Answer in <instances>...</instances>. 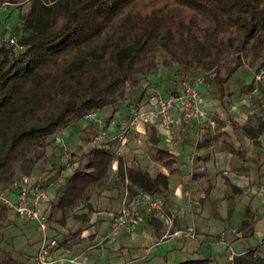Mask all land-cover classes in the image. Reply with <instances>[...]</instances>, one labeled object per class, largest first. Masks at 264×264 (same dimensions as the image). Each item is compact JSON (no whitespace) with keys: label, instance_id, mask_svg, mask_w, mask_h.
Listing matches in <instances>:
<instances>
[{"label":"trees","instance_id":"trees-1","mask_svg":"<svg viewBox=\"0 0 264 264\" xmlns=\"http://www.w3.org/2000/svg\"><path fill=\"white\" fill-rule=\"evenodd\" d=\"M7 1L20 7L12 32L21 47L0 45V191L13 189L20 177L37 172L46 176V182L61 178L65 165L56 158L69 151L56 143L60 131L93 111H102L108 122L123 111L126 101L131 105L144 96L146 82L157 77L161 66L171 70L173 78L204 74L205 94L228 109L235 82L255 87L237 72L259 69L264 62V0H0V6ZM110 107L113 110L107 114ZM229 117L239 136L257 139L264 134V117L245 124ZM218 122L220 128L223 121ZM148 131L155 158L170 173L152 172L135 157L128 162L122 155L110 179L114 143L86 150L79 147L71 152V160L78 165L63 176L47 208L51 236L61 234L52 223L66 225L81 202L87 210L73 217L90 221L92 192L109 180L124 185L128 179L131 197L142 189L166 206L176 205L171 173L178 170L177 154L162 146L156 126L149 125ZM217 133L207 131L198 149L208 148L223 134ZM200 170L194 171V178L202 175ZM10 212L0 199L4 253L0 264H26L1 246L8 240ZM140 216V221L156 227L157 235L164 234V220L146 206L141 207ZM256 223L255 213L247 207L238 228L241 234L233 241L253 237ZM68 236L64 234L61 241L67 243ZM261 246H248L231 264H264ZM204 263L187 259L177 264Z\"/></svg>","mask_w":264,"mask_h":264},{"label":"rangeland","instance_id":"rangeland-1","mask_svg":"<svg viewBox=\"0 0 264 264\" xmlns=\"http://www.w3.org/2000/svg\"><path fill=\"white\" fill-rule=\"evenodd\" d=\"M19 8L18 4H9L1 8L0 36L13 33L12 27L18 21ZM170 75L171 70L161 66L156 75L157 79L155 77L149 79L145 84V88L148 89L150 85H156V81H158V86L167 87V83L169 80L171 81ZM236 75L243 78L246 77L244 69H240ZM244 81L249 83L246 79ZM263 84H255V87L250 89L242 87V83L235 82V93L231 101L228 102V109L219 100L207 95L209 100L212 99L211 101L208 100V102L212 106L211 114L217 122L216 131L218 129V120L220 119L223 121L221 127L225 126L228 129L221 131L235 133L234 125L229 115L234 117L240 124L250 121L256 123L259 116L264 117ZM141 93V90L134 92L135 97L140 96ZM128 103L129 100L123 104V111L121 113L118 112L114 117L123 115L124 111L127 113L131 106ZM218 107L220 111L217 109ZM112 110L113 108L110 107L106 113L109 114ZM95 129L97 130V125L83 119L77 125L67 127L65 129L66 132L61 134L67 145L64 146V150L69 152L57 156L56 159L65 165L63 168L67 169L66 174H70L78 165V161L71 160V152L79 151L81 144L86 147L92 140ZM69 133L71 136H69ZM149 135L147 134V137L138 134L132 135L130 142L124 149L123 155L128 162L135 157L145 169L156 172L164 169L165 166L155 158L154 148ZM226 135L224 132L223 136ZM161 144L177 154L178 170L175 171L171 178V187L174 192V188L178 183L184 185L182 195L185 199L183 203L186 206H183V209H176V212L178 216V212L180 213L182 210L189 216L185 223L195 226V238L169 235L176 228L183 227V222L178 221V217H176L174 226L169 233L168 226L165 224L166 228L162 236L161 234L160 236L157 235L158 230H155L156 227H150L146 221L142 220L133 233H120L113 239L97 244L100 237L110 230L112 219L121 207L117 199L124 196L126 183L123 185L120 182L116 184L117 186H112L113 183L110 182L106 186L102 185L93 190L91 202L94 205V211L91 213L90 221H81L73 217L75 212L81 213L87 210L83 207L84 202H81L68 216L66 225L56 222L52 223L61 233L58 238L60 239L64 234H68V245L71 248L76 245V249L81 252H85L87 248L95 245L91 249V251L99 253L96 256L95 264H177L187 259H202V262H205L204 264H231L229 259L231 244L238 235L237 231L243 216H246L247 207L254 208L253 212L256 217L260 213L264 214V151L258 146H253L249 153H245L243 149L239 150L236 140L231 139L228 147L226 146L228 148L226 149L228 150L227 156H224L221 154L223 142L222 140H217L214 143V147L211 148L212 158L203 164L199 163L202 166H197L196 163L200 160V158H197L200 155V151L198 148L194 150L193 143L190 145L185 141L182 132L174 143L166 144L162 140ZM235 151H238V154L242 157L238 158L235 155ZM191 158L194 160L193 165L190 162ZM188 164L189 169L183 170V166ZM69 165L71 167H68ZM203 168L208 170V176L202 174L200 177L194 178V171ZM234 168L243 174L247 173L249 175L251 180L243 177L244 186L250 185L251 187L248 194H243L242 192L233 193L234 197L230 198L232 190L227 177L231 176V174L229 172L224 174V170ZM30 177L32 181L43 182L46 180V176L43 174L39 175L38 172ZM62 180L63 176L50 189L51 199L54 197ZM4 194L6 198L13 202L17 201L19 197V191L15 188L6 189ZM14 213H10L12 221L6 228L8 240L3 242L1 246L7 248L17 258L23 259L26 264H35L34 257L36 255L38 233H40L38 225L34 221L27 222L22 220L20 222L22 224H19L20 227L15 223L17 216ZM260 220L258 218L256 223L257 227L259 225V231L248 239L247 244L252 246L262 243L259 249L262 252L264 251V231L263 226L261 225L262 228L260 227ZM51 230L52 232H57L55 228H51ZM164 235L167 236L164 237ZM180 242L186 250L182 251L178 248L177 244ZM171 246L172 251L167 253L168 251L166 250ZM3 256L4 253L0 248V257ZM84 259L85 256L83 255L81 261H84Z\"/></svg>","mask_w":264,"mask_h":264},{"label":"built area","instance_id":"built-area-1","mask_svg":"<svg viewBox=\"0 0 264 264\" xmlns=\"http://www.w3.org/2000/svg\"><path fill=\"white\" fill-rule=\"evenodd\" d=\"M5 2L0 6L9 5ZM21 47L18 37L14 33H7L0 36V45ZM254 84L264 83V62L259 69L253 70ZM205 75L190 76L183 73L179 78H174L172 87H161L151 85L144 96L135 100L126 114L119 117H112L106 122L102 111H93L84 116L85 121L97 125L92 140L84 150L89 147L114 143V159L112 162V179L118 171L119 157L123 155L124 149L130 142L131 136L149 134L148 126L153 125L160 130L162 140L166 144L174 143L180 133L185 130L192 131L193 144L196 150L203 140L208 129L216 127V119L207 106V97L203 85ZM66 129V128H65ZM57 135L56 143L60 146H67L61 134ZM193 165V158L190 159ZM71 165V164H70ZM68 167H71V166ZM67 172L63 168L60 174L64 176ZM57 179L48 182L32 181L29 176H22L17 181L15 189L19 191L17 201L13 202L5 197L4 191H0V199L21 218L27 221H34L39 227V244L34 257L35 264H59L68 262L71 264L81 263L85 252L75 253L68 245L56 236H51L49 223L47 221V208L51 196L50 189L57 182ZM129 180H126L124 196L121 198V207L112 219L110 231L101 238V241L112 239L120 233H133L141 220L140 209L146 206L149 211L154 212L165 221L168 226V233L174 226L177 212L168 209L164 202L151 192L139 189L137 194L130 195L128 187ZM236 231V230H235ZM237 234L241 233L237 231ZM172 235H180L185 238H195L196 228L194 225H184L172 231ZM167 235H164L166 237ZM238 253L231 247L229 259L233 261Z\"/></svg>","mask_w":264,"mask_h":264},{"label":"crops","instance_id":"crops-1","mask_svg":"<svg viewBox=\"0 0 264 264\" xmlns=\"http://www.w3.org/2000/svg\"><path fill=\"white\" fill-rule=\"evenodd\" d=\"M244 69V71H245V73H246V77L244 78V79H246L247 80V82H252V79H253V70H251V69H247V68H243ZM171 76V81L169 80V82L167 83V87L168 88H170V87H172L173 86V84H174V78L172 77V74L170 75ZM252 78V79H251ZM264 85V84H263ZM206 97H207V95H206ZM208 100H209V98H207V106H208V108H209V110H211V108H212V106L211 105H209V102H208ZM212 100V99H211ZM211 100H209V101H211ZM215 104V103H214ZM217 109H219V107L217 108ZM212 111V110H211ZM219 111H220V109H219ZM218 127V126H217ZM221 130H228L225 126H223V127H220V128H218L217 129V131H216V129L214 128V129H208L207 131H210V133L211 134H209V135H216V134H218L217 132H221V133H224L225 132V134H227L226 136H223V134L222 135H219L215 140H213V142H212V144L208 147V148H205L204 150L202 149V150H199L200 152H199V154L201 155V154H203L202 155V158H200V160H198V164L199 163H201V164H203V163H205V162H207V161H209L212 157V153H211V148L212 147H214V143L217 141V140H222V142H223V145H222V147H221V154L222 155H224V156H227V151L228 150H226V149H228V148H226V146L228 147V145L230 144V142H231V139H235L236 140V142H237V144H238V146H239V150L240 149H243L244 151H245V153L247 152V153H249V151L251 150V148L253 147V146H258L259 148H261V150L262 151H264V134H262L260 137H258L257 139H253V138H251V137H249V136H247V135H243V136H239V134L236 132V129L234 128V130H235V133L233 132H230L229 133V131H221ZM158 132H160V130H158ZM70 134V133H69ZM183 134H184V138H189V139H192L191 137H192V131L191 130H185V131H183ZM69 136H71V134L69 135ZM223 136V137H222ZM164 141V140H163ZM186 141V140H185ZM187 143H189L190 145H192V143H193V141L191 142V141H186ZM231 145H232V143H231ZM252 151H253V149H252ZM203 152V153H202ZM229 153V152H228ZM235 155H237V157L238 158H240V157H242V156H240V154H238V151L236 152L235 151ZM199 156V155H198ZM252 156H254V155H252ZM200 161V162H199ZM197 164V163H196ZM189 169V164L188 165H185V166H183V170H188ZM204 169V170H203ZM202 170H200L201 171V173L204 175V176H208V170L207 169H205V168H203ZM163 171H165L166 173H170V170L167 168V167H164V169H163ZM230 173L231 174V176H228L227 178H229V184H230V186H231V190H232V193H231V195H230V198H232V197H234L233 195V193H238L237 191H238V189H240L241 191H242V193L243 194H248V192H249V190H250V185H246V186H244V183H245V181H244V179H243V177H246V178H248V179H250L251 180V178L249 177V175L247 174V173H245V174H243L242 172H240L239 170H235V168L234 169H225L224 170V174L225 173ZM175 174V172H173V173H171V178L173 177V175ZM249 180V181H250ZM113 183L112 184V186H117L116 184L117 183H115L114 182V180L112 181V180H109L108 182H106V185H107V183L109 184V183ZM105 185V186H106ZM183 187H184V185L182 184V183H178L176 186H175V188H174V194H176L175 195V198H176V205L174 206V207H170V206H166L168 209H174V210H176V209H183V206H186L183 202L185 201V199H184V197H183ZM114 189H116V188H114ZM233 194V195H232ZM111 199H112V197H110ZM112 201V200H111ZM117 201L119 202V206L121 205V198L119 197L118 199H117ZM252 211H254V208H251V207H249ZM10 213H14V211L13 210H11V212ZM16 216H17V220H16V224L18 225V226H20L22 223H20L22 220H24L23 218H21L17 213H14ZM178 221H181V222H183L182 223V226H184V225H188L187 223H185L186 222V220L187 219H189V216L183 211L182 212V210H181V212L179 213L178 212ZM246 216H243V218H242V220L245 218ZM257 219L258 218H260L261 220H260V227L262 228V226H263V231H264V214H259L258 215V217H256ZM146 221V220H145ZM27 222H29V221H27ZM147 222V221H146ZM242 222V221H241ZM241 222H240V224H241ZM148 223V222H147ZM20 224V225H19ZM149 225H150V227L152 226L150 223H148ZM148 225V226H149ZM262 225V226H261ZM21 227V226H20ZM259 225H258V227H257V230L259 231ZM156 230V229H155ZM110 231V230H109ZM108 231V232H109ZM107 232V233H108ZM106 233V234H107ZM106 234H104V235H102L101 237H100V239H99V241H98V243L97 244H102L103 242H105V241H102V242H100L101 241V238L103 237V236H105ZM40 238V234L38 233V239ZM235 238V237H234ZM113 239V238H112ZM108 240V239H107ZM38 241V240H37ZM247 241L248 240H246V239H240V240H236L235 242H233L232 244H231V247L232 248H234L235 249V251L238 253V254H240V253H243L245 250H246V248L248 247V244H247ZM178 245V248L179 249H181L182 251H184V250H186L184 247H183V245H181V242L180 243H178L177 244ZM95 245H92V246H90L89 248H87V250L85 251V253H84V256H85V259H84V261H81V263H77V264H95V261H96V256H98V254L97 253H95L94 251H91V249L94 247ZM249 246H251V244L249 245ZM73 247L74 248H72V250L75 252V253H77V254H79V253H82V252H84V251H80V250H77L76 249V245L74 246L73 245ZM37 248H38V244H37ZM37 248H36V250H37ZM168 248V247H167ZM166 251H168L167 253H169L170 251H172V246L170 247V248H168ZM94 252V253H93ZM263 252V251H262ZM59 264H71V263H68V262H61V263H59Z\"/></svg>","mask_w":264,"mask_h":264}]
</instances>
